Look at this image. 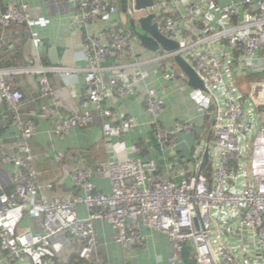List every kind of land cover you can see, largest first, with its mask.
<instances>
[{
	"label": "built area",
	"instance_id": "1",
	"mask_svg": "<svg viewBox=\"0 0 264 264\" xmlns=\"http://www.w3.org/2000/svg\"><path fill=\"white\" fill-rule=\"evenodd\" d=\"M77 6L87 61L85 99L92 108L64 115L47 107L24 120V96L14 76L35 72L40 97L48 98L52 93L48 69L33 57L25 68L0 70V105L12 114L23 144L22 153L9 156L0 143V167L14 169L10 178L14 190L0 194V222L19 207L31 219L30 227L18 232L0 225V264H52L51 255L63 261L76 255L87 264H101L95 256L99 242L93 228L99 220L113 226L112 239L126 250L144 247L141 228L159 232L169 249L166 264H264V0H153L141 11L134 0H127V23L153 15L159 33L179 45L174 52L158 51L145 61L135 58L137 39L119 30V0H77ZM109 18H116L118 27H112L105 40L89 34L92 23ZM30 22L21 0H7L0 8L2 29ZM110 55L133 60L143 79L147 65L161 73L160 82L144 92L151 131L161 149L176 148L182 134L195 128L187 122L169 129L159 121L168 82L184 77L174 57L180 56L195 71L204 90L190 87L189 96L205 121L204 139L198 140L191 155L196 166L188 162L191 168L178 182H165L155 162L136 157L108 165L113 185L109 194L95 189L88 172L75 171V197H48L44 191L53 190V182L38 171L27 147L35 130L33 119L54 121L57 136L102 121L104 137L119 138L134 126L128 117L113 126L104 121L115 118L103 107L105 99L125 98L132 91L131 84L118 77L102 78L100 64ZM254 73L263 77L248 82L251 90L246 97L238 81ZM206 148L209 159L200 170ZM80 203L89 212L83 220L76 213ZM56 240L59 244L53 247Z\"/></svg>",
	"mask_w": 264,
	"mask_h": 264
},
{
	"label": "crops",
	"instance_id": "2",
	"mask_svg": "<svg viewBox=\"0 0 264 264\" xmlns=\"http://www.w3.org/2000/svg\"><path fill=\"white\" fill-rule=\"evenodd\" d=\"M7 0H0L3 9ZM27 7L31 22L24 27H10L3 30L6 41L21 51L22 64L16 68H25L29 60L36 58L37 65L48 69L45 75L50 83L52 93L48 98L40 97L36 83L37 74L27 72L14 76V81L24 96L21 115L27 120L31 113L43 108L53 107L64 115H80L89 107L85 99V76L87 61L84 53V37L77 22V0H21ZM116 18L102 19L88 27L91 36L105 40L112 27H116ZM120 23V24H119ZM119 30L127 32L119 16ZM117 26V27H118ZM4 48H8L4 46ZM135 58L145 61L154 57L138 41L134 42ZM163 52V51H160ZM132 61H120L115 55L108 56L100 64L103 79L118 77L131 84L132 91L125 98H106L103 107L110 109L115 118L110 125H117L121 119L131 118L133 128L119 138H105L102 121H97L84 128L71 129L57 136L53 133L54 121L40 118L33 119L35 130L28 140V149L35 158L36 168L42 176L53 182V190L44 191L48 197L72 199L76 196L72 175L75 171L89 173V182L103 194L112 192L113 185L108 165L123 163L127 159L140 157L155 162L158 174L165 182H178L191 165L194 147L204 138L205 121L202 109L189 96L190 86L186 77L174 78L167 85L164 96L165 107L159 121L165 128H174L177 123L192 122L195 126L190 134H182L174 149H161L151 131L152 117L144 103L146 89L159 83L161 73L154 65H147L142 73ZM179 72L181 70L178 68ZM181 74H183L181 72ZM105 92L110 93L105 84ZM246 87V93L243 89ZM241 91L249 92L248 86L241 83ZM0 143L9 156H17L23 151V144L18 128L13 125L12 114L5 105H0ZM139 150V155L136 151ZM56 157H60L57 160ZM192 165H195L192 163ZM196 166V165H195ZM12 165L0 167V194L14 190L11 183ZM77 217L86 219L89 215L84 203L76 207ZM0 225L18 232L31 225L26 209L13 210ZM99 248L95 256L101 264H166L169 249L164 237L155 230L141 228L145 236L142 248L126 250L112 239L113 226L106 220H99L93 225ZM59 241L53 243L56 247ZM53 249V248H52ZM50 249V250H52ZM1 256V253H0Z\"/></svg>",
	"mask_w": 264,
	"mask_h": 264
},
{
	"label": "water",
	"instance_id": "3",
	"mask_svg": "<svg viewBox=\"0 0 264 264\" xmlns=\"http://www.w3.org/2000/svg\"><path fill=\"white\" fill-rule=\"evenodd\" d=\"M134 2L137 11L145 10L153 5V0H134ZM126 7L127 0H119L121 22L129 32L134 34L142 47L153 53L158 51L174 52L178 50L179 45L176 42L167 39L159 33L157 25L154 23L153 15H149L137 21L129 20L127 23ZM174 62L186 77L188 86L193 89L204 90L202 81L189 64H187L180 56H175ZM210 136L211 132L209 133L208 139ZM208 159L209 153L208 148H206L203 154L200 170L206 166Z\"/></svg>",
	"mask_w": 264,
	"mask_h": 264
},
{
	"label": "trees",
	"instance_id": "4",
	"mask_svg": "<svg viewBox=\"0 0 264 264\" xmlns=\"http://www.w3.org/2000/svg\"><path fill=\"white\" fill-rule=\"evenodd\" d=\"M24 27L26 25H16L13 27ZM9 28H0V70L1 69H10L16 68L22 64V54L21 51H17L15 46H12L8 41H6V34H4L3 30ZM130 37H135L133 33L127 31L125 32ZM4 46L8 48H4ZM263 75L260 73H254L248 77L246 80H256L262 78ZM208 167V166H207ZM49 259V258H48ZM52 264H87L85 261L79 259L76 255L70 257L69 261H63L58 257H54L53 255L50 256Z\"/></svg>",
	"mask_w": 264,
	"mask_h": 264
},
{
	"label": "rangeland",
	"instance_id": "5",
	"mask_svg": "<svg viewBox=\"0 0 264 264\" xmlns=\"http://www.w3.org/2000/svg\"><path fill=\"white\" fill-rule=\"evenodd\" d=\"M142 15V14H141ZM145 17H147V16H144V15H142V16H140L139 18H138V20H140V19H143V18H145ZM238 82H241V83H245L247 86H248V82H249V80H246V79H241L240 81H238ZM246 87H244V89H243V91H244V93H246ZM248 90H249V92L247 93V94H245V96L247 97V96H249V94H250V87H248ZM264 256V255H263Z\"/></svg>",
	"mask_w": 264,
	"mask_h": 264
}]
</instances>
